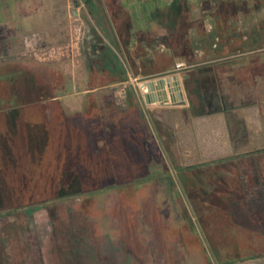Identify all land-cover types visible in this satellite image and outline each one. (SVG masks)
Wrapping results in <instances>:
<instances>
[{"label": "rangeland", "instance_id": "1", "mask_svg": "<svg viewBox=\"0 0 264 264\" xmlns=\"http://www.w3.org/2000/svg\"><path fill=\"white\" fill-rule=\"evenodd\" d=\"M82 1L70 0L73 8L83 3L75 24L82 31L96 26L108 40V54L90 68L78 42L72 53L79 65L67 67L62 52L46 46L21 55L0 49V144L9 148L0 149V167L12 168L0 172V264H264V158L259 184L244 153L235 165L210 162L203 184L188 195L176 168L193 161L174 139L173 113L155 114L124 83L128 72L147 76L130 65L124 45L130 26L145 24L151 12L163 30L156 44L172 47L180 37L194 50L227 49V18L244 52L264 53V0ZM143 26L132 38L146 37ZM139 51L138 42L131 53ZM120 133L142 137L138 160L99 155L105 146H128L117 140ZM69 146L89 156H71ZM24 186L32 190L20 191ZM211 225L215 243L204 234Z\"/></svg>", "mask_w": 264, "mask_h": 264}, {"label": "crops", "instance_id": "2", "mask_svg": "<svg viewBox=\"0 0 264 264\" xmlns=\"http://www.w3.org/2000/svg\"><path fill=\"white\" fill-rule=\"evenodd\" d=\"M81 5L73 8L70 0H0V49L21 55L24 50L37 53L46 46L51 53L56 49L62 52L66 67L79 65L72 50L77 42L81 47L83 31L75 24L80 20ZM151 13L142 24L146 37L132 38L142 26L132 25L124 45L130 65L144 76L169 71L176 61H186L171 46L156 44L163 30L158 27V16ZM101 36L108 44L106 37ZM138 42L140 51L132 54ZM153 46L155 53L149 51ZM192 55L197 59L183 80L186 101L150 105L155 114L165 115L169 108L174 115V139L186 154L185 159L193 161L179 166L221 159L235 165L238 158L249 153L252 182L259 184L256 169L260 173L259 156L264 158V53L221 49L193 50ZM152 96L147 95L146 100Z\"/></svg>", "mask_w": 264, "mask_h": 264}, {"label": "trees", "instance_id": "3", "mask_svg": "<svg viewBox=\"0 0 264 264\" xmlns=\"http://www.w3.org/2000/svg\"><path fill=\"white\" fill-rule=\"evenodd\" d=\"M222 25H223L222 28H221L222 29L221 31L223 33L222 34V38H223L222 40L228 46L227 47L228 52H233V51H237V50L238 51H243L240 48V45H239L240 41H238V39H237L236 31H234V32L230 31L231 30L230 29L231 23L229 22V19L225 18L224 23H222ZM179 38H178L176 44H174L172 46V49L178 51V49L180 48L182 50V53L179 54V57L185 59L189 63H192L193 62V58H194V56L192 55V52H193L194 47H195L194 44H192L193 41L190 40V43H187V42L181 41V39H179ZM210 39L211 40H214V33H210ZM127 51H128V49H127ZM131 94L135 96V93L132 92ZM9 106L12 107L14 105H9ZM77 119L80 120L79 118H77ZM81 124H82V126L83 125L85 126V124L83 122H81ZM8 128H9V126H8ZM125 136L127 137L128 140H126L125 138L122 139V137H125ZM70 138L71 137H69V139ZM88 138L90 140H87V141L91 145L89 147H91L92 150H95V152H97L99 146H98V143L96 141V138L93 136V134H89L88 135ZM141 139H142V137L139 139L135 135H131V133H125V134L124 133H120V136L118 137L117 140H119L120 142L126 141V144L128 143V146H124V147L123 146H120V149L117 150V151L112 148V145H110L109 147L105 146L106 147L105 150L101 151L105 156L103 154H99V155L105 157L106 160H109V161L112 160L113 158H119L122 161V160L126 159L128 155L130 157L131 156L132 157H135V160H138L137 159L138 158V155L137 154H138V151H140V150H137V149H138V146L139 147L141 146L140 145V142L142 144ZM0 149L1 150L3 149V146L2 145L0 146ZM4 149L6 151L9 150V148L6 145H4ZM70 149H71V153H69V154L71 156L72 155L82 154V152L84 153L85 156H89L88 153H86V151H84L82 148H81V151H79V149L76 150L75 147H72V148L70 147ZM91 151H90V154H92ZM6 153H8V152H6ZM55 157L57 158L56 155H55ZM90 158H91V155H90ZM222 161H224V159L218 160L215 163L222 162ZM208 165H209V163H200V164H197V165H192V166H187V167L177 166L176 170H177V173H178V181H179L180 185L182 186V188L184 189V191H186V193L188 195H191L192 194V192H191L192 189L191 188L194 189L197 186L200 187V185L203 184V178L207 174V168H209ZM11 169H7L6 166L4 168H1L0 167V172L2 170H3V172L6 171V170H9L10 171ZM23 173H24V171H23ZM21 177H25V176H21ZM216 185L212 186V190H211L212 193H210V195H212V196L213 195H216L217 188H218ZM121 186H124V185L122 184ZM8 187H9L8 190L15 191V186L14 185L9 184ZM204 188H206V187H204ZM239 189L241 190L242 193L244 192V190H243V184H240ZM27 190H32V188L30 189L29 187H25L24 186V187H22L20 189V191H22L24 193L27 192ZM229 192L230 191H228V193ZM27 200L29 201V198ZM185 220H186L185 223H186V227H187L188 231L190 233L196 235L197 234V231H196L195 226L191 223V221H187L186 218H185ZM214 222L217 223V225H220V226L222 225V222H220V221H215L214 220ZM211 227H208L207 228L205 226V228H204V234H205V236L207 237V239L209 241L213 240L214 241L213 243L218 242L217 239H215L214 237H212L214 235V232L216 231L215 230V227L213 225H211ZM211 248H212V252L215 255L216 259L218 258L219 261H222L223 260V257L219 255L217 249L216 250L213 249V245H212ZM222 264H227V262H223Z\"/></svg>", "mask_w": 264, "mask_h": 264}, {"label": "built area", "instance_id": "4", "mask_svg": "<svg viewBox=\"0 0 264 264\" xmlns=\"http://www.w3.org/2000/svg\"><path fill=\"white\" fill-rule=\"evenodd\" d=\"M192 66L193 64L187 61H176L169 71L152 74L143 79H138L128 72V77L124 83L133 88L136 97L142 104L164 103L172 105L183 103L186 101L183 72ZM161 82L163 87L160 85ZM151 87L153 88L151 89ZM122 91L124 95L125 90L123 89ZM163 92L166 96L160 98ZM147 95H153L152 99L146 100Z\"/></svg>", "mask_w": 264, "mask_h": 264}, {"label": "flooded vegetation", "instance_id": "5", "mask_svg": "<svg viewBox=\"0 0 264 264\" xmlns=\"http://www.w3.org/2000/svg\"><path fill=\"white\" fill-rule=\"evenodd\" d=\"M85 2H88V0H85ZM113 24H114L113 21H111L112 26L110 25V31L112 34L115 35ZM98 35L101 36L102 34L100 33L99 29H97L96 26L87 25L86 29H84L83 31V37L81 40V49H82V53H83V56H84V59H85V62L88 68H90L92 64L96 63L98 60L99 61L103 60L106 54H108L107 42L101 41ZM118 41L119 39L117 38V42ZM118 43L120 44V42Z\"/></svg>", "mask_w": 264, "mask_h": 264}, {"label": "water", "instance_id": "6", "mask_svg": "<svg viewBox=\"0 0 264 264\" xmlns=\"http://www.w3.org/2000/svg\"><path fill=\"white\" fill-rule=\"evenodd\" d=\"M95 32H96V31H95ZM98 37L101 39V41L104 42L102 36L98 35ZM160 85H161V87H163V83H162V82L160 83ZM152 88H153V87H151V89H152ZM163 95L166 96V94H165L164 92H163Z\"/></svg>", "mask_w": 264, "mask_h": 264}]
</instances>
